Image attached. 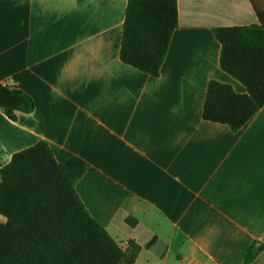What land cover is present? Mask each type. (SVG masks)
<instances>
[{
  "label": "crops",
  "instance_id": "0c3cea01",
  "mask_svg": "<svg viewBox=\"0 0 264 264\" xmlns=\"http://www.w3.org/2000/svg\"><path fill=\"white\" fill-rule=\"evenodd\" d=\"M127 5L0 0V84L35 104L0 107V171L40 142L87 163L77 195L135 264H264V107L238 132L203 118L211 81L247 92L214 31L261 24L264 0H178L158 78L120 58Z\"/></svg>",
  "mask_w": 264,
  "mask_h": 264
},
{
  "label": "trees",
  "instance_id": "16d2710c",
  "mask_svg": "<svg viewBox=\"0 0 264 264\" xmlns=\"http://www.w3.org/2000/svg\"><path fill=\"white\" fill-rule=\"evenodd\" d=\"M178 0H128L120 58L158 78L174 32L179 27ZM221 44L220 66L246 88L238 94L217 81L208 85L203 118L240 131L264 107V17L261 24L216 29ZM24 104L3 108L13 122L17 112L31 114L34 101L13 90ZM89 165L79 158L58 163L40 142L21 151L1 169L0 264H135L140 248L124 251L88 213L76 185ZM131 226L135 221L128 220ZM259 250L251 248L245 263Z\"/></svg>",
  "mask_w": 264,
  "mask_h": 264
},
{
  "label": "water",
  "instance_id": "95a60500",
  "mask_svg": "<svg viewBox=\"0 0 264 264\" xmlns=\"http://www.w3.org/2000/svg\"><path fill=\"white\" fill-rule=\"evenodd\" d=\"M24 104V100L0 84V107L12 110Z\"/></svg>",
  "mask_w": 264,
  "mask_h": 264
},
{
  "label": "built area",
  "instance_id": "2783aa9c",
  "mask_svg": "<svg viewBox=\"0 0 264 264\" xmlns=\"http://www.w3.org/2000/svg\"><path fill=\"white\" fill-rule=\"evenodd\" d=\"M10 86H12V83L11 82H9V84H5L4 85V87H6V88H9Z\"/></svg>",
  "mask_w": 264,
  "mask_h": 264
}]
</instances>
